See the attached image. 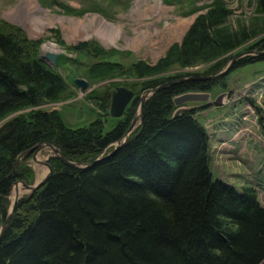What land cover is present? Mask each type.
Returning <instances> with one entry per match:
<instances>
[{"label": "trees", "instance_id": "1", "mask_svg": "<svg viewBox=\"0 0 264 264\" xmlns=\"http://www.w3.org/2000/svg\"><path fill=\"white\" fill-rule=\"evenodd\" d=\"M257 6L264 14V0ZM227 15L224 4L214 1L173 48V60L158 67L213 62L207 74H217L225 65L217 59L251 38L244 30L222 29ZM77 50L100 55L87 45ZM263 59L243 58L234 67ZM122 70L119 64L95 63L89 75L131 76ZM147 70L142 64L129 69L139 77L150 75ZM170 81L146 79L141 90ZM215 83L185 81L155 92L143 105L138 127L114 151L136 105L109 130L100 117L68 127L58 112L39 109L61 102L66 82L38 57L22 30L0 21V228L11 208L12 186L33 183L27 162L39 144L52 145L76 165L48 158L50 177L16 202L2 232L0 264L263 263L264 208L254 191L214 179L205 130L192 111L173 117L175 98L209 91ZM92 100L107 112L106 94Z\"/></svg>", "mask_w": 264, "mask_h": 264}, {"label": "rangeland", "instance_id": "2", "mask_svg": "<svg viewBox=\"0 0 264 264\" xmlns=\"http://www.w3.org/2000/svg\"><path fill=\"white\" fill-rule=\"evenodd\" d=\"M214 1H221L228 12L221 28L231 32L244 30L251 38L217 59L225 60V65L215 75L207 74L213 62L188 68H181L175 62L166 69L158 67L159 62L169 57L173 60V48L181 45L187 31L198 17L210 10ZM29 2L30 6L28 0H0V21L22 30L27 39L36 44L38 57L66 82L68 89L64 99L44 104L39 109L58 112L70 128L87 126L100 117L104 118L106 129H111L123 116L118 118L111 112L112 100L119 88L126 89L135 97L147 91L141 90L140 85L146 79L167 77L171 81H179L217 76L227 70L211 80L216 83L209 91L189 92L207 94L206 101L178 105L174 113L179 111L180 115L184 111H192L194 119L205 130L214 179L238 191L251 189L264 208V59L234 67L243 58L264 57V47L255 46L257 43L264 45V14L257 12V0ZM47 44L53 45L58 52L44 51L43 47ZM81 45L89 46L93 53L95 50L100 55L81 53L77 50ZM46 53L56 56L55 64L44 59ZM102 62L119 64L123 67L121 74L126 70L131 76L116 75L121 71H115L102 79L91 78L89 68ZM135 64L150 69L146 72L150 75L139 77L129 71ZM76 80L85 81L87 89L77 87ZM101 94L108 97L107 112H103L92 100ZM135 105L136 108H133L137 116L140 104L137 102ZM130 108L128 104L125 110ZM139 124L140 118L131 132ZM53 155L49 147L36 148L27 162L33 173V183L27 186H34L46 177L48 169L44 164ZM13 193L18 194L20 199L29 195L30 191L21 183L13 185L8 198L10 205Z\"/></svg>", "mask_w": 264, "mask_h": 264}, {"label": "water", "instance_id": "3", "mask_svg": "<svg viewBox=\"0 0 264 264\" xmlns=\"http://www.w3.org/2000/svg\"><path fill=\"white\" fill-rule=\"evenodd\" d=\"M44 59L49 61V62H51L52 64L56 63V56L54 54L46 53L45 56H44ZM226 71L222 72L221 74H219L217 76H210V77H206V78H189V79H183V80H179V81H177V80L176 81H170V82H168L166 84H163V85L159 86L156 89L147 90V91L143 92V94L141 96H135V97L132 95L131 92L127 91L124 88L117 89L115 91L114 99L112 100L111 112H113V115H115L118 118L121 117L123 115V113L125 111V108H126V106L128 104H130V107L133 108L134 105L137 102H139V104H140V112H139V114L137 116H135V118L131 122V125H130L129 129L127 130V133L125 134L124 138L121 141L117 142L114 151L117 150L118 147L121 146L126 141L127 137L129 136V134L131 132V129L133 128V126L135 124V122L137 121L138 118H141V113H142V108H143L144 103L155 92H157L158 90H160L162 88H165V87L177 84V83H182L184 81H211V80L217 79L221 75L225 74ZM74 83L76 84L77 87L81 88V90H85L88 87L87 83L85 81H83V80H76ZM207 98H208V95L207 94H203V93H186V94H183V95L175 98L174 104L176 106H178V105H182V104H185V103H188V102H201V101H206ZM178 116H179V111H176L174 113L173 117H178ZM39 146L40 147L41 146L49 147L52 150L54 156L58 157L64 164L69 165L71 167H76L75 164L69 163L66 160H64L60 156L59 151L56 148H54L52 145L39 144ZM44 165L47 167L48 173H47L46 177L40 183H38V184H36L34 186H27L26 184L21 183L22 186L26 190L30 191V193H33L38 188H40L42 185H44L45 182L50 177L51 169H50L49 165L47 164V162ZM17 184L18 183H15L14 185H17ZM18 199L19 198H16L15 201L13 202L5 222L3 223V225L0 228V238H1L3 230L5 229V227L7 226L8 222H9V220L11 218L12 212H13V210L15 208V204L18 201Z\"/></svg>", "mask_w": 264, "mask_h": 264}, {"label": "bare ground", "instance_id": "4", "mask_svg": "<svg viewBox=\"0 0 264 264\" xmlns=\"http://www.w3.org/2000/svg\"><path fill=\"white\" fill-rule=\"evenodd\" d=\"M30 0H28V4L30 3L29 2ZM29 6H30V4H29ZM28 6V7H29ZM29 21V20H28ZM29 22H31V21H29ZM32 23V22H31ZM43 50L44 51H47V52H58V50L53 46V45H50V44H47V45H44V47H43ZM135 125V124H134ZM111 155V154H110ZM54 156V155H53ZM79 167V166H78ZM45 170H47V169H45ZM44 170V171H45ZM43 171V172H44ZM47 173V172H46ZM40 177V176H39ZM40 180V179H39ZM20 186H16V188H18V189H20L19 188ZM20 192V191H19ZM11 193V192H10ZM16 193V192H15ZM15 193H13V194H11V206H12V204H13V202L15 201V199L14 198H17V196H18V194L16 195ZM12 217V216H11ZM8 225V224H7Z\"/></svg>", "mask_w": 264, "mask_h": 264}]
</instances>
